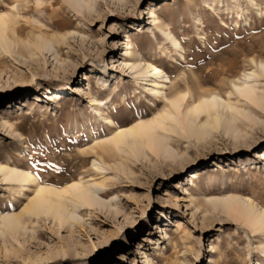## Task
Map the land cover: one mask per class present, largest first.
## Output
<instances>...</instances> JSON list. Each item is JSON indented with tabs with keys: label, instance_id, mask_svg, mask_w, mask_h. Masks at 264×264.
I'll use <instances>...</instances> for the list:
<instances>
[{
	"label": "rangeland",
	"instance_id": "374dc122",
	"mask_svg": "<svg viewBox=\"0 0 264 264\" xmlns=\"http://www.w3.org/2000/svg\"><path fill=\"white\" fill-rule=\"evenodd\" d=\"M3 14L0 169L55 188L82 178L107 207L64 225L30 217L35 185L0 172V226L15 214L25 227L0 238V264H264V229L217 206L233 197L264 210V99L235 88L254 72L264 96V0H0ZM140 62L168 74L167 95L185 111L211 94L229 101L230 130L177 127L139 152L117 150V128L170 107L151 94V75L133 76Z\"/></svg>",
	"mask_w": 264,
	"mask_h": 264
},
{
	"label": "bare ground",
	"instance_id": "6f19581e",
	"mask_svg": "<svg viewBox=\"0 0 264 264\" xmlns=\"http://www.w3.org/2000/svg\"><path fill=\"white\" fill-rule=\"evenodd\" d=\"M76 3L78 6L82 5V0H68ZM151 18L154 19L155 14L150 11ZM7 17L0 15V36L4 35L7 31ZM165 36L171 43H174L176 47H180L179 43L174 37L167 34ZM4 37L0 40L4 43ZM46 42V41H42ZM49 51H52L49 45ZM126 66V65H125ZM261 68L264 69V63H260ZM129 69L134 73V77H149L150 75L154 78L153 81L149 82L151 94L155 99H162L170 104V107L160 113L151 120H141L130 127L117 128V131L109 140L113 146L122 152H139L144 146V141L147 139L151 144L157 142L161 137L159 136L160 131L167 129H175L177 127H183L190 133L195 132L203 134L208 132L210 126L223 127L226 130H230L232 127V118L227 116L228 111L234 110V106L227 100L222 99L217 94H211L203 97L198 102H193L189 105L186 111L183 109V98L176 96L169 98L167 95L168 83H171V79L168 74L164 71L156 68L155 66L140 62L138 65H131ZM264 72V71H263ZM257 73L250 72L244 73V77L240 80V85H235L239 96L256 101L258 99L263 100V94H259L260 90L257 87L256 78ZM209 94V93H208ZM186 97V96H185ZM96 105V104H95ZM186 105V104H185ZM8 107H12V103L8 104ZM205 115L207 118L206 122L198 124L199 118ZM4 116H0V122H3ZM104 121L115 126V122L110 119L103 118ZM169 125V128H168ZM160 140V139H159ZM108 142V143H109ZM146 144V142H145ZM150 144V143H149ZM154 144V143H153ZM128 153V152H127ZM264 156V155H263ZM93 166L102 169L101 164L94 161ZM0 172L5 173L3 175L6 183L19 182L20 184L33 183L36 187V195L31 199L25 212L30 217L36 215H48L53 221L59 222L60 225L70 224L81 220L79 217L78 210L82 207H94L96 205H102L104 202L99 197L100 188L98 185L83 184V179L77 180L70 183L62 188H55L53 186L43 184L34 174L29 171H21L13 168H2ZM196 175L193 174V178ZM9 187L6 190L9 191ZM104 205V204H103ZM107 207V205H104ZM217 206L223 209V211L231 216L238 217L242 220L251 230L256 233L264 229V210L250 200H239L237 198L226 197V199H219ZM217 207V208H218ZM25 230L24 223H22L19 216L13 214L12 216H6L3 218L0 226V238L16 237L21 236V232ZM25 233V232H24ZM143 241L148 242L149 239L145 238ZM121 261H127L128 257L126 253L121 254ZM87 264H90L89 262Z\"/></svg>",
	"mask_w": 264,
	"mask_h": 264
}]
</instances>
